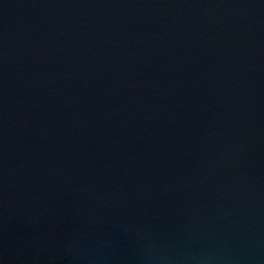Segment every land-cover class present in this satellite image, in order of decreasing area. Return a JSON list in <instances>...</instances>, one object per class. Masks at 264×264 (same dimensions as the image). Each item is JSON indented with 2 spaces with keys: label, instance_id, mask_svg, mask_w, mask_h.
Returning <instances> with one entry per match:
<instances>
[{
  "label": "water",
  "instance_id": "95a60500",
  "mask_svg": "<svg viewBox=\"0 0 264 264\" xmlns=\"http://www.w3.org/2000/svg\"><path fill=\"white\" fill-rule=\"evenodd\" d=\"M0 264H264V0H0Z\"/></svg>",
  "mask_w": 264,
  "mask_h": 264
}]
</instances>
